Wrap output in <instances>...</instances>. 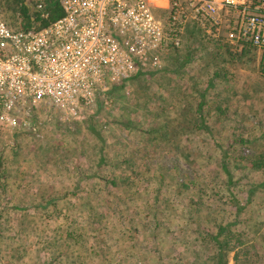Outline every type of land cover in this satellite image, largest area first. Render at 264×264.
<instances>
[{"label": "rangeland", "instance_id": "obj_1", "mask_svg": "<svg viewBox=\"0 0 264 264\" xmlns=\"http://www.w3.org/2000/svg\"><path fill=\"white\" fill-rule=\"evenodd\" d=\"M198 1L175 0L177 58L113 93L92 122L65 125L42 107V137L0 136V264H213L222 226L220 239L245 240L231 238L227 264H264L260 53L210 61L192 30L225 29L205 24ZM159 5L164 18L170 0ZM16 9L0 0L13 29Z\"/></svg>", "mask_w": 264, "mask_h": 264}, {"label": "built area", "instance_id": "obj_2", "mask_svg": "<svg viewBox=\"0 0 264 264\" xmlns=\"http://www.w3.org/2000/svg\"><path fill=\"white\" fill-rule=\"evenodd\" d=\"M47 1L23 0L27 28L17 9L18 29L0 13V133L42 137V107L65 125L85 121L110 105L113 87L128 91L131 78L160 69L163 53L180 42L174 19L167 27L153 0H57L62 16L41 26ZM196 10L231 43L264 53V0H199Z\"/></svg>", "mask_w": 264, "mask_h": 264}, {"label": "trees", "instance_id": "obj_3", "mask_svg": "<svg viewBox=\"0 0 264 264\" xmlns=\"http://www.w3.org/2000/svg\"><path fill=\"white\" fill-rule=\"evenodd\" d=\"M14 4V6L17 8V10L19 11V13L21 14V16L23 17V20H24V24H23V27L27 28V27H30L31 25V20H30V11L28 9V6L25 5L23 3V0H11ZM48 10H49V16L47 19H43L41 21V26H45L47 25L49 22L51 21H54L56 20L57 18H59L60 16H62L63 14V11L61 9V7L59 6L57 0H48ZM176 3H175V0H170V7L169 9L167 10H164V13L166 14V17H164V24L167 26V27H171L172 25H169L170 22L172 21V17H173V14L176 10ZM162 11V10H160ZM205 24L208 26V25H212L213 27H215V25H213V23L211 21H209L208 19H206V22ZM176 32L178 33V35L180 36V44L178 46H172L170 45L168 50H166L164 53H163V63H164V60L168 57H175L174 59L177 58V52L179 51V48L180 46L182 45L183 43V40H182V36L181 35V32L179 30H176ZM201 36L199 38H201V41L202 39L204 40V42L206 43V46L207 45H211L213 47V51L211 52V57L213 58H209L208 59L210 61H215V60H221L222 57H220V51L223 49L225 52H227V54L229 55V57L231 59L233 58H241L243 55H245L246 53H251V52H254L256 51V47L254 45H252L250 42H241V46L240 44H233L231 43L227 37L225 36V32L222 35H215V34H209L207 35L206 32H205V27L201 28V27H197V28H194L192 30V35L194 36H198L200 35ZM204 36H210V39L209 38H206L204 39ZM198 40V38L196 39ZM203 46V45H202ZM234 49V50H233ZM237 50V51H236ZM189 54V53H188ZM189 57L186 58V60H188ZM232 62V60H231ZM260 66H261V70L264 72V53H262L261 57H260V62H259ZM178 66V64H176ZM231 69V68H230ZM228 68V70H230ZM165 71V68L162 66L160 69L156 70V71H149V72H146V73H152V72H157V71ZM231 72L232 73H235V70L231 69ZM146 73H140L136 76H134L133 78H131L128 83H127V86L132 83L133 81H135L138 77H141L142 75H145ZM122 92L125 94V88L124 86H115L112 88V90H110L108 92L109 96H110V105L108 107H104L102 103H100L95 111L94 114H91V115H88L85 119V121L83 122H87V123H90L92 122V120H94L96 117H97V114L100 110L102 109H109L111 107V104L113 102V93H116V92ZM201 106V105H200ZM201 109V108H200ZM198 109V112H201V110ZM200 110V111H199ZM201 114V113H200ZM81 122V123H83ZM168 123H165L163 127L167 126ZM163 127L161 129H163ZM18 132L21 131V130H17ZM180 131V128L177 127L176 129L171 128L169 131H168V128L165 130V131H162V135L163 136V139H166L168 143H172L175 139V135L179 133ZM23 133V131H21ZM242 143L245 142L244 139H241L240 140ZM257 158H260V164H264V151H262V153H260L259 156H257ZM164 167V166H163ZM166 169V167H164ZM222 168L224 169V171L226 172V174L228 175V182H230V175L227 173L229 172L227 170V167L225 164H222ZM113 184H115V182H112ZM259 186H263V184H259ZM224 228L225 226H222L220 227L221 230L224 231ZM221 230L218 231V233L216 235H213L212 236V240L215 242L216 244V252L214 253V256H213V264H227L228 262V251L231 250L230 248H233L234 246V243L232 245H230V242H231V238H235L234 240L240 244L242 242H244L245 240L242 239L241 237V234H232L230 231L227 232V234L225 235V237L223 239H220V236H221ZM228 235V236H227Z\"/></svg>", "mask_w": 264, "mask_h": 264}, {"label": "crops", "instance_id": "obj_4", "mask_svg": "<svg viewBox=\"0 0 264 264\" xmlns=\"http://www.w3.org/2000/svg\"><path fill=\"white\" fill-rule=\"evenodd\" d=\"M162 0H156V5H158V6H160V7H165V6H161V5H159L160 4V2H161ZM167 0H165V2H166ZM128 87V86H127ZM17 131H12V133H16ZM9 133H0V136L1 135H4V136H6V135H8Z\"/></svg>", "mask_w": 264, "mask_h": 264}, {"label": "bare ground", "instance_id": "obj_5", "mask_svg": "<svg viewBox=\"0 0 264 264\" xmlns=\"http://www.w3.org/2000/svg\"><path fill=\"white\" fill-rule=\"evenodd\" d=\"M154 1V3L156 4V0H153Z\"/></svg>", "mask_w": 264, "mask_h": 264}]
</instances>
